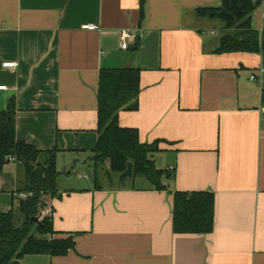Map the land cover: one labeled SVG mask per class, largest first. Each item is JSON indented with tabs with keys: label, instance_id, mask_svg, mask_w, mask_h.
<instances>
[{
	"label": "crops",
	"instance_id": "crops-1",
	"mask_svg": "<svg viewBox=\"0 0 264 264\" xmlns=\"http://www.w3.org/2000/svg\"><path fill=\"white\" fill-rule=\"evenodd\" d=\"M221 4L0 0V111L13 98L16 137L59 149L57 196L42 216L55 237L74 240L63 256L26 255L19 264H264V76L256 75L264 52H215L219 19L195 11ZM263 14L261 0L254 29ZM125 29L135 37L122 49ZM121 67L140 69V90L118 123L136 128L141 142L157 141L155 165L173 171L167 190L143 177L120 185L85 173L94 171L99 70ZM22 177L15 161L0 171V213L17 206ZM174 191L214 194L211 233L172 231Z\"/></svg>",
	"mask_w": 264,
	"mask_h": 264
},
{
	"label": "trees",
	"instance_id": "trees-1",
	"mask_svg": "<svg viewBox=\"0 0 264 264\" xmlns=\"http://www.w3.org/2000/svg\"><path fill=\"white\" fill-rule=\"evenodd\" d=\"M241 13L227 21L221 10L230 12V0H222L219 7L196 9V16L222 20L228 33L219 37L216 53H263L264 30L260 34L253 28L252 13L261 0H235ZM141 17L143 12H141ZM137 44L131 45L135 49ZM140 90V69L137 67L101 68L97 89V142L88 158L94 167L92 178L98 183L97 171H103L106 180L115 182L132 164V175L145 178L154 190H167L163 179L172 178L173 171L158 168L152 153L158 143L140 141L136 128L118 123V113L135 110ZM264 95V90L262 91ZM16 105L10 98L0 111V171L14 157L23 169L14 209L0 213V264H19L26 255L63 256L74 248L71 236L55 237L52 221L41 213L46 199L57 196L56 157L58 148L38 150L20 140L15 133ZM128 179L125 178L124 181ZM124 183H120L123 185ZM215 198L210 191H174L172 193V231L179 234H208L214 227ZM37 218L35 222L33 218Z\"/></svg>",
	"mask_w": 264,
	"mask_h": 264
},
{
	"label": "built area",
	"instance_id": "built-area-1",
	"mask_svg": "<svg viewBox=\"0 0 264 264\" xmlns=\"http://www.w3.org/2000/svg\"><path fill=\"white\" fill-rule=\"evenodd\" d=\"M83 29H88V30H96L98 27L95 24H86L82 26ZM264 30V14H263V22L262 25L257 29V31L261 34ZM213 34V32H211ZM135 37L134 32L130 31L129 29L122 30L120 33V47L122 49H127L128 47V41L133 39ZM15 63L10 62V63H5L3 64L4 67H13ZM260 78L264 76V66H260L257 70V74ZM255 74L250 75V80H256ZM6 89V86H0V90ZM9 160L14 161V157H10ZM26 196L25 193H19L18 197L19 198H24Z\"/></svg>",
	"mask_w": 264,
	"mask_h": 264
},
{
	"label": "water",
	"instance_id": "water-1",
	"mask_svg": "<svg viewBox=\"0 0 264 264\" xmlns=\"http://www.w3.org/2000/svg\"><path fill=\"white\" fill-rule=\"evenodd\" d=\"M230 12H226L225 10H221L220 14L223 16V18L227 21H233L235 16L239 15L241 13V10L239 6L237 5L235 0H230ZM86 175L92 179V173L90 170H86ZM132 175V164L127 163L126 169L119 175V181L121 183H124L125 178H129ZM35 222H38V219L35 217L33 218Z\"/></svg>",
	"mask_w": 264,
	"mask_h": 264
},
{
	"label": "rangeland",
	"instance_id": "rangeland-1",
	"mask_svg": "<svg viewBox=\"0 0 264 264\" xmlns=\"http://www.w3.org/2000/svg\"><path fill=\"white\" fill-rule=\"evenodd\" d=\"M215 23H217L216 25H214V27L216 28V33H217V35H216V38H215L214 40H217V39H219L220 36H222V35L228 33V31L224 29V22H223L222 20H217V21H215ZM222 24H223V25H222ZM78 171H79V170H74V171H72L71 175H69L70 178H73V177L76 175V173H78ZM81 173H82V174H85V173H83V171H82ZM97 175H98L100 181H101L102 178H104V179L106 180V177H105V175H104V173H103L102 170H101L100 172L97 171ZM118 180H119V176H118ZM132 180H133V179H129V178L126 179V180H125V184H130V183L132 182ZM114 181L117 182V179H115ZM107 182L110 183L108 180H107ZM119 182H120V181H119ZM141 182H142V181H140V182L137 181L138 184L141 183ZM137 183H136V184H137ZM41 215H42V213H41Z\"/></svg>",
	"mask_w": 264,
	"mask_h": 264
}]
</instances>
